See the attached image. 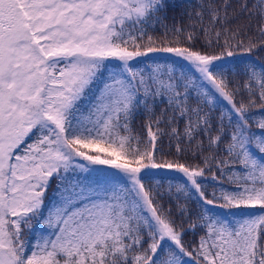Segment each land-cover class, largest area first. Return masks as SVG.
Segmentation results:
<instances>
[{"label": "snow or ice", "instance_id": "obj_1", "mask_svg": "<svg viewBox=\"0 0 264 264\" xmlns=\"http://www.w3.org/2000/svg\"><path fill=\"white\" fill-rule=\"evenodd\" d=\"M0 264H264V0H0Z\"/></svg>", "mask_w": 264, "mask_h": 264}, {"label": "trees", "instance_id": "obj_2", "mask_svg": "<svg viewBox=\"0 0 264 264\" xmlns=\"http://www.w3.org/2000/svg\"><path fill=\"white\" fill-rule=\"evenodd\" d=\"M190 238V237H189Z\"/></svg>", "mask_w": 264, "mask_h": 264}]
</instances>
